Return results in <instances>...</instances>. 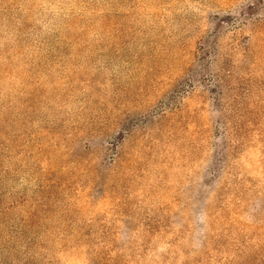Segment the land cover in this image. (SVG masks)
I'll list each match as a JSON object with an SVG mask.
<instances>
[{
  "label": "rangeland",
  "instance_id": "rangeland-1",
  "mask_svg": "<svg viewBox=\"0 0 264 264\" xmlns=\"http://www.w3.org/2000/svg\"><path fill=\"white\" fill-rule=\"evenodd\" d=\"M0 264H264V0H0Z\"/></svg>",
  "mask_w": 264,
  "mask_h": 264
}]
</instances>
